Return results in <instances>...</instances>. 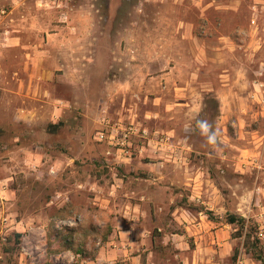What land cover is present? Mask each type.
I'll use <instances>...</instances> for the list:
<instances>
[{"label":"rangeland","instance_id":"374dc122","mask_svg":"<svg viewBox=\"0 0 264 264\" xmlns=\"http://www.w3.org/2000/svg\"><path fill=\"white\" fill-rule=\"evenodd\" d=\"M6 31L20 43L4 46ZM0 59H45L39 94L2 105L59 106L55 126L0 108V264H194L193 231L173 213H206L203 200L227 209L219 227L227 213L257 223L261 169L248 153L264 148V0H0ZM196 119L220 129L219 147ZM108 122L140 131L130 154L100 140ZM140 188L149 221L126 216ZM234 239L223 264H262Z\"/></svg>","mask_w":264,"mask_h":264},{"label":"crops","instance_id":"0c3cea01","mask_svg":"<svg viewBox=\"0 0 264 264\" xmlns=\"http://www.w3.org/2000/svg\"><path fill=\"white\" fill-rule=\"evenodd\" d=\"M8 31L5 32V43H3L4 46H16L20 43V37L18 35L12 36L7 35ZM3 41V40H2ZM24 62V67L17 66L12 67V60L11 59H0V108L3 112V114H6L8 117H10L11 121L17 124H23V125H35L37 123L43 124V118H51L46 119L49 126L50 124H56L57 118H58V110L59 106H56L54 103V108L51 110L49 109L48 113L45 114V116L42 115V106H32L27 107L24 105L17 106L15 108H12L11 106H5L2 105L3 101L5 100V97H12L15 98L18 97V100L21 97H25L27 94H39L40 90L38 88L39 85L42 84L43 78L41 73L44 71L42 70L43 61L45 59H22ZM228 85V84H226ZM227 87V86H226ZM228 88V87H227ZM224 100V99H223ZM56 101V100H55ZM227 110H231V104L226 103ZM226 110V109H225ZM54 116V117H53ZM49 120V121H48ZM261 138H264L262 136ZM264 149V148H263ZM260 153H256L255 151H251L248 153V156L251 158V160L256 161V165L261 169V184L258 188L260 194H259V214L256 216L257 224L259 227V230L261 232V239H264V150ZM254 155V156H252ZM252 156V157H251ZM57 163L53 162L52 166L53 170H55V165ZM141 163V162H140ZM52 170V172H54ZM150 175L149 173H147ZM150 177V176H149ZM149 178L145 179V181L149 182ZM120 181V179H117ZM112 192H117L118 187L116 185H112ZM109 191V193H110ZM139 191V190H138ZM140 191H144L141 195V202L137 204H133L128 208L126 211V216L128 218H132L134 220H144L149 221L153 216L156 215L157 211H153L151 206V199L149 197V188L142 189L140 188ZM137 192V191H135ZM262 194V195H261ZM104 201H113V198L110 196H106L103 194ZM204 204H208L207 206L209 211H212L214 215H223V212H227V209L224 206H214L211 204L210 201L203 200ZM133 210L136 213H133ZM187 210L183 208L182 206H178L173 215L176 216V219L181 221L182 223L186 224V221L189 222V224H186V227L193 231V235L195 238V241L197 243V248L195 250V258L193 260L194 264H223V257L227 256V254H231L234 251V248L236 246V239H234L233 234L231 233V225L225 223L223 224V227H219L216 221H212L209 219L208 215L202 211H198L197 214H186ZM250 216V215H249ZM248 215L246 216L243 214V217L250 219ZM185 218V221L183 220ZM131 232L128 230H121L119 232V237L122 240H127L128 243L130 242L129 238H131ZM124 244V243H122ZM130 244V243H129ZM131 244H133V241H131ZM234 254V253H233ZM246 260L243 261V259H239V264H244Z\"/></svg>","mask_w":264,"mask_h":264},{"label":"built area","instance_id":"2783aa9c","mask_svg":"<svg viewBox=\"0 0 264 264\" xmlns=\"http://www.w3.org/2000/svg\"><path fill=\"white\" fill-rule=\"evenodd\" d=\"M5 14V11H2ZM106 131H102L99 133L100 140L106 141L109 146L113 148H117V150L131 153L132 144V136L140 132L136 129L133 125H121V124H111L110 122L107 123ZM141 137L148 141L149 145L153 143L157 146L166 147L169 144L170 137L167 135H158L156 134L153 138H151L150 134L147 131L140 133ZM261 235V232H260Z\"/></svg>","mask_w":264,"mask_h":264},{"label":"trees","instance_id":"16d2710c","mask_svg":"<svg viewBox=\"0 0 264 264\" xmlns=\"http://www.w3.org/2000/svg\"><path fill=\"white\" fill-rule=\"evenodd\" d=\"M55 126V125H54ZM209 219L215 221L217 217L212 211H207ZM225 221L227 224L233 225L238 229L233 233V237H244L246 252L251 254L253 259L264 264V245L259 238L260 232L257 223L251 219H247L243 216H238L233 213H227L225 215ZM259 235V236H258ZM234 258H237L238 251L235 250Z\"/></svg>","mask_w":264,"mask_h":264},{"label":"clouds","instance_id":"9594fccd","mask_svg":"<svg viewBox=\"0 0 264 264\" xmlns=\"http://www.w3.org/2000/svg\"><path fill=\"white\" fill-rule=\"evenodd\" d=\"M194 128L199 132L201 136L205 138V143L208 146L212 148L219 147V144L221 143V131L219 128H214L213 124L206 119H196ZM192 129L193 125L191 123L185 126L186 131Z\"/></svg>","mask_w":264,"mask_h":264}]
</instances>
